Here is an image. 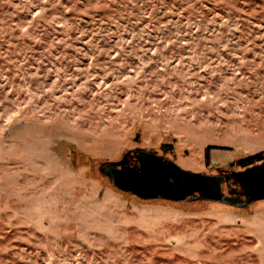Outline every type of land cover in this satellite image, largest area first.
Returning a JSON list of instances; mask_svg holds the SVG:
<instances>
[{"label": "rangeland", "instance_id": "rangeland-1", "mask_svg": "<svg viewBox=\"0 0 264 264\" xmlns=\"http://www.w3.org/2000/svg\"><path fill=\"white\" fill-rule=\"evenodd\" d=\"M174 138L195 172L264 161V0H0V264H264V200L100 172Z\"/></svg>", "mask_w": 264, "mask_h": 264}, {"label": "water", "instance_id": "water-1", "mask_svg": "<svg viewBox=\"0 0 264 264\" xmlns=\"http://www.w3.org/2000/svg\"><path fill=\"white\" fill-rule=\"evenodd\" d=\"M176 141L174 138L172 143H162L160 149L164 154H173ZM136 142H141L140 134ZM164 154L137 147L120 160L103 162L99 169L115 188L143 200H206L239 207L264 200V161L230 175L206 174L185 169ZM229 180L236 182L238 188L226 193L223 184Z\"/></svg>", "mask_w": 264, "mask_h": 264}, {"label": "flooded vegetation", "instance_id": "flooded-vegetation-1", "mask_svg": "<svg viewBox=\"0 0 264 264\" xmlns=\"http://www.w3.org/2000/svg\"><path fill=\"white\" fill-rule=\"evenodd\" d=\"M155 151H156L159 155L164 154L163 151H162L161 149H159V150H155ZM164 155H165V157H170V155H168V154H164ZM133 160H134V159H131V163L134 162ZM219 173L226 174V175H230V174L227 172V170H221V172H219ZM227 184L230 186L231 190H234V189H237V188H238L237 183L234 182L233 180H229V181L227 182Z\"/></svg>", "mask_w": 264, "mask_h": 264}, {"label": "trees", "instance_id": "trees-1", "mask_svg": "<svg viewBox=\"0 0 264 264\" xmlns=\"http://www.w3.org/2000/svg\"><path fill=\"white\" fill-rule=\"evenodd\" d=\"M255 157H252V158H250V159H254ZM120 191V190H119Z\"/></svg>", "mask_w": 264, "mask_h": 264}]
</instances>
